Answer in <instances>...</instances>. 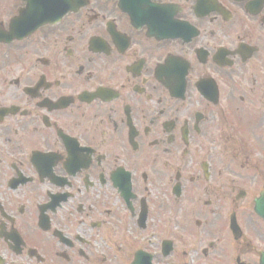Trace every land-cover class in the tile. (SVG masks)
Instances as JSON below:
<instances>
[{
	"label": "flooded vegetation",
	"instance_id": "af4514ba",
	"mask_svg": "<svg viewBox=\"0 0 264 264\" xmlns=\"http://www.w3.org/2000/svg\"><path fill=\"white\" fill-rule=\"evenodd\" d=\"M28 4L0 0V264H261L264 0L24 34Z\"/></svg>",
	"mask_w": 264,
	"mask_h": 264
},
{
	"label": "water",
	"instance_id": "95a60500",
	"mask_svg": "<svg viewBox=\"0 0 264 264\" xmlns=\"http://www.w3.org/2000/svg\"><path fill=\"white\" fill-rule=\"evenodd\" d=\"M64 0H47L48 3H45L43 0H39V4H36V8H38V11L36 12V15H39L40 17L43 16L44 11L49 10V9H55L56 12L59 15H63L64 14V10L67 11V8L65 9V6H60L63 4H60V2H63ZM50 2V3H49ZM71 7L68 6L69 4H67L68 8L70 7L71 10H74L76 8V4H73V1L71 2ZM41 23H39L40 25Z\"/></svg>",
	"mask_w": 264,
	"mask_h": 264
},
{
	"label": "rangeland",
	"instance_id": "374dc122",
	"mask_svg": "<svg viewBox=\"0 0 264 264\" xmlns=\"http://www.w3.org/2000/svg\"><path fill=\"white\" fill-rule=\"evenodd\" d=\"M253 243L256 244V239L255 238H253ZM263 249H264V246H263Z\"/></svg>",
	"mask_w": 264,
	"mask_h": 264
}]
</instances>
